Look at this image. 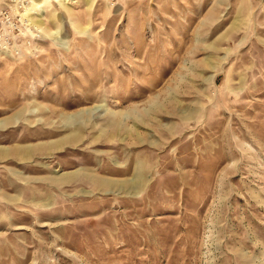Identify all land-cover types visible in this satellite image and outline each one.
Returning a JSON list of instances; mask_svg holds the SVG:
<instances>
[{"label": "rangeland", "instance_id": "1", "mask_svg": "<svg viewBox=\"0 0 264 264\" xmlns=\"http://www.w3.org/2000/svg\"><path fill=\"white\" fill-rule=\"evenodd\" d=\"M0 264H264V0H0Z\"/></svg>", "mask_w": 264, "mask_h": 264}, {"label": "bare ground", "instance_id": "2", "mask_svg": "<svg viewBox=\"0 0 264 264\" xmlns=\"http://www.w3.org/2000/svg\"><path fill=\"white\" fill-rule=\"evenodd\" d=\"M40 6L41 5H37V4H35L34 2H33V4H32V7H27V9L25 10V12L27 13V18H28V20L30 21V22H32V24H34V26H35V23H33V22H35V21H33L32 19H33V17L34 16H37V14H36V12H37V9L39 8L40 9ZM38 23V22H37ZM40 24V23H39ZM41 29H44V28H41ZM2 127V126H1ZM28 150V149H27ZM141 177H142V175H141ZM140 178V177H139ZM142 179V178H141Z\"/></svg>", "mask_w": 264, "mask_h": 264}]
</instances>
